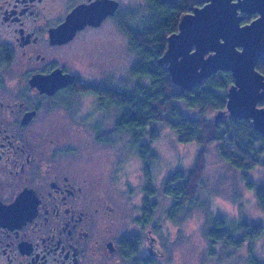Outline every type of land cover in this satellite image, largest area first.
<instances>
[{"label": "flooded vegetation", "instance_id": "1", "mask_svg": "<svg viewBox=\"0 0 264 264\" xmlns=\"http://www.w3.org/2000/svg\"><path fill=\"white\" fill-rule=\"evenodd\" d=\"M94 1L0 0V264L161 262L166 219L179 207L160 208L143 151H136L134 183L125 161L91 174L84 151L57 141L54 125L63 113L95 138L118 119L117 81H90L71 56L84 32L117 24L119 0L100 23L84 14L70 23L77 7ZM166 186L164 180L167 193ZM171 196L179 202L181 195Z\"/></svg>", "mask_w": 264, "mask_h": 264}, {"label": "trees", "instance_id": "2", "mask_svg": "<svg viewBox=\"0 0 264 264\" xmlns=\"http://www.w3.org/2000/svg\"><path fill=\"white\" fill-rule=\"evenodd\" d=\"M142 2V9L130 12L120 9L117 15L118 26L129 38L134 62L127 73L130 80L122 82L117 88L115 101L119 115L115 128L112 132L99 134L98 141L112 142L115 132L130 131L135 148L143 151L145 171L149 178L153 176V164L158 159L152 142L159 134L157 128L149 129L150 125L162 121L178 132L182 142L197 143L196 162L186 170L189 173L177 170L167 181V193L176 198L180 194L179 200L189 199L193 186L194 189L198 188L202 182L201 175L206 170L209 148L217 144L222 159L234 169L242 171L246 186L255 190L258 206L264 211V178L257 183L248 173L255 167L264 170V134L254 128L251 119L235 118L229 113L228 89L234 82L231 71L219 70L192 90H184L172 82L166 66L159 63L167 49L168 36L178 30L182 16L197 6H203L205 0ZM256 16L257 13L248 14L242 23L250 22ZM256 67L264 74L263 61H258ZM113 97L111 95L108 101ZM182 104L195 109L198 114H186ZM258 105L264 106V100ZM150 132L151 140L146 142L144 138ZM190 176L193 179L189 181ZM173 182L176 186L169 185ZM170 217L174 220L173 210ZM236 231H240V235L235 236ZM263 232L262 221L242 219L232 223L224 216L213 215L206 232L211 242L209 255L221 261L223 254L218 253L219 243L235 250L247 243L250 252L254 240ZM245 264H264V261L251 254Z\"/></svg>", "mask_w": 264, "mask_h": 264}, {"label": "rangeland", "instance_id": "3", "mask_svg": "<svg viewBox=\"0 0 264 264\" xmlns=\"http://www.w3.org/2000/svg\"><path fill=\"white\" fill-rule=\"evenodd\" d=\"M119 1L123 12L142 9L144 6L142 0ZM103 19L104 17L100 22ZM71 56L76 60V65H79V71L85 78L92 82L103 81L105 78L112 81L114 79L118 85L129 80L126 74L134 62L128 36L113 21H107L90 33L84 32L83 36L74 42ZM182 105L186 114H198L195 109ZM55 123L54 128L59 137L57 141L62 147H73L75 151H84L86 169L89 173L93 174L94 170L98 173L99 169L103 170L104 165L111 164L114 167L116 161L117 164L118 161H125L120 164L123 165L125 176H129L136 183L140 168L137 149L130 131H118L112 142H102L98 141V136L95 138L93 131L86 125L79 132L78 127L83 125L77 124L67 113L58 116ZM106 125L109 123L107 122ZM152 128H157L159 132L152 142L158 155V159L153 164L152 174L157 186L156 197L160 208L168 211L172 207L174 209L179 207L178 213L174 216L176 223L172 221L173 219H166L165 232L162 236L163 256L159 264H245L251 258V254L264 261V232L254 240L251 253L247 243L238 250L219 243L218 253L223 254L221 261L218 262L217 257L213 259L209 255L211 242L206 232L213 215L224 216L232 223L242 219L264 223V211L258 206L255 190L246 186L241 175L242 171L234 169L224 161L217 144L212 145L206 157V170L201 175L202 182L197 189L192 185L189 199L186 197L177 203L174 197L167 196L164 191V180L167 182L177 170L186 171L192 168L196 162L199 145L193 141L182 142L178 132L162 121L149 126V129ZM151 136V132L146 134L145 141L149 142ZM120 165L118 164L119 167ZM188 173L186 171V174ZM248 173L257 183L264 178V170L261 167H255ZM101 179L109 180L106 173L105 176L101 174ZM192 179L193 177L190 176L189 181ZM124 186L125 183L119 180L117 187L119 198L123 197L120 188L123 189ZM240 233L236 231L235 236Z\"/></svg>", "mask_w": 264, "mask_h": 264}, {"label": "water", "instance_id": "4", "mask_svg": "<svg viewBox=\"0 0 264 264\" xmlns=\"http://www.w3.org/2000/svg\"><path fill=\"white\" fill-rule=\"evenodd\" d=\"M118 6V0L81 5L70 23L82 14L96 16L99 22ZM246 13L259 15L243 24ZM258 61L264 62V0H206L182 16L179 30L168 36L167 49L159 59L172 82L184 90H192L219 70L231 71L229 113L251 119L254 128L264 134V106H258L264 100V74L256 67Z\"/></svg>", "mask_w": 264, "mask_h": 264}, {"label": "snow or ice", "instance_id": "5", "mask_svg": "<svg viewBox=\"0 0 264 264\" xmlns=\"http://www.w3.org/2000/svg\"><path fill=\"white\" fill-rule=\"evenodd\" d=\"M244 53H245V48H244Z\"/></svg>", "mask_w": 264, "mask_h": 264}]
</instances>
